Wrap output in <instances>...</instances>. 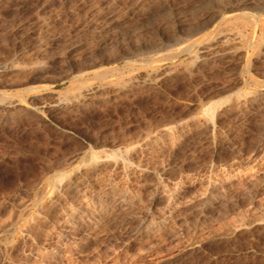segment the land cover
<instances>
[{
	"label": "rangeland",
	"instance_id": "obj_1",
	"mask_svg": "<svg viewBox=\"0 0 264 264\" xmlns=\"http://www.w3.org/2000/svg\"><path fill=\"white\" fill-rule=\"evenodd\" d=\"M0 264H264V0H0Z\"/></svg>",
	"mask_w": 264,
	"mask_h": 264
},
{
	"label": "bare ground",
	"instance_id": "obj_2",
	"mask_svg": "<svg viewBox=\"0 0 264 264\" xmlns=\"http://www.w3.org/2000/svg\"><path fill=\"white\" fill-rule=\"evenodd\" d=\"M237 24H238V23H237ZM243 27H244V26H243ZM234 28H235V27H234ZM236 30H237L236 32H233V30L230 31V29L228 30V28H227V31H226V30H225V31H226V34H229V35H230V34H232V33H235V36L238 35V36H239V39L243 38V37L241 36V32L238 30V28H237ZM234 38H238V37H234ZM244 38H245V37H244ZM241 40H242V39H241ZM79 98H80V97H79ZM207 111H208V110H207ZM207 111H206V112H207ZM209 111H210V110H209ZM209 111H208V112H209ZM211 111H212V110H211ZM166 134H167V133H166ZM114 154H115V153H114ZM116 154H117V153H116ZM57 179H58V178H57ZM59 179H61V178H59ZM55 181H56V180H55ZM57 182H58V181H57ZM118 195H119V194H118Z\"/></svg>",
	"mask_w": 264,
	"mask_h": 264
}]
</instances>
